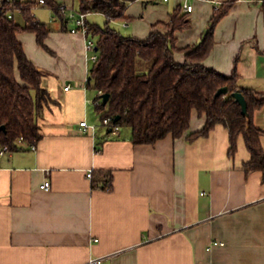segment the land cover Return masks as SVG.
I'll return each instance as SVG.
<instances>
[{"label": "crops", "instance_id": "1", "mask_svg": "<svg viewBox=\"0 0 264 264\" xmlns=\"http://www.w3.org/2000/svg\"><path fill=\"white\" fill-rule=\"evenodd\" d=\"M55 1L78 8L74 0ZM223 1L189 0L191 24L176 31L178 48L201 41ZM263 3L237 0L217 23L204 60L224 74L237 69L241 86L262 93ZM183 4L131 0L129 19L112 25L147 38L153 30L165 31L156 24L169 23ZM49 13L48 21L35 13L51 29L46 47L35 32L18 34L53 101L39 115L43 137L37 149L23 144L0 156V264H84L94 256H103L102 264H264L263 172H246L244 139L235 157L223 125L188 141L206 122L196 110L184 136L153 144H134L130 129L101 130L93 103L97 90L88 87V35L71 32L72 21L65 25ZM88 20L103 25L107 19L92 13ZM176 59L184 62L185 52L177 51ZM83 120L95 128L83 131ZM254 122L264 130V107L255 111ZM98 168L113 171L112 189L93 187L87 173ZM46 180L48 189L42 187Z\"/></svg>", "mask_w": 264, "mask_h": 264}, {"label": "trees", "instance_id": "2", "mask_svg": "<svg viewBox=\"0 0 264 264\" xmlns=\"http://www.w3.org/2000/svg\"><path fill=\"white\" fill-rule=\"evenodd\" d=\"M74 1L80 11L101 13L107 19L103 25L88 20V36L96 41L94 52L98 54L88 87L110 94L107 103L96 105L100 120L111 117L120 129L128 127L134 144H153L168 135L184 136L196 110L206 117V122L187 135L188 141L206 137L223 125L229 130V155L236 156L242 137L250 153V159L244 163L246 172L262 171L264 179V130L254 122L255 111L264 107V93L241 86L242 76L237 69L228 75L204 64L215 44L217 23L237 0H224L216 8L201 41L185 48L176 45V31L191 24L183 5L171 12L169 23L156 24L165 31L153 30L147 38H138L112 25L113 21L129 19L126 8L131 0ZM46 2L53 7L63 4L55 0ZM35 4L33 0H0V147L8 145L11 152L42 139L39 115L53 101L43 86L40 70L18 37L21 31L35 32L38 43L46 47L51 29L33 14ZM16 12L24 17V25L17 22ZM56 15L65 25L71 21L58 11ZM180 50L185 52L184 62L176 59ZM223 87H228V91L218 95ZM235 91L244 93L246 113L232 95ZM96 151H102V145H96ZM113 177L111 169H93V187L110 190Z\"/></svg>", "mask_w": 264, "mask_h": 264}, {"label": "built area", "instance_id": "3", "mask_svg": "<svg viewBox=\"0 0 264 264\" xmlns=\"http://www.w3.org/2000/svg\"><path fill=\"white\" fill-rule=\"evenodd\" d=\"M36 4L33 7V14L35 15V10L39 7H46L49 10H51L54 15H56V11L60 12L62 15H64L66 18H68L69 20H71L73 22V27L71 28V32L73 33H77V32H83L86 35H88V30H89V21H88V16L91 14V12H82L80 11L78 8L74 7V6H69L66 4H61L58 5L56 7H53L51 5H49L46 0H33ZM264 2V0H259ZM184 10H186L187 12H191L193 10V4H191L189 2V0H184V4H183ZM217 7H219V4L217 5ZM96 45V41L92 38L88 36V42H87V46L88 49L91 52L90 55V59L95 62L98 59V54L94 52V47ZM70 85L66 86V89H69ZM103 91L97 90V97L94 99L93 103L95 105L100 104L103 101V97H102ZM101 123L103 126L110 128L112 133H118L120 130V126L118 124H116L113 121V118L111 117H105L104 119L101 120ZM80 125L82 127L83 131H87L91 128H95V125H90L87 120H83L80 122ZM31 149L36 150L37 149V144L36 143H32L30 145ZM6 152H10L9 146L5 145L3 147H0V156L5 154ZM92 172L93 169H89L88 170V177L92 178ZM51 186V181L50 180H46L44 182V184L42 185V187L44 188H50ZM217 243V242H216ZM104 257L103 256H94L91 257L87 262H85L84 264H102L104 261Z\"/></svg>", "mask_w": 264, "mask_h": 264}, {"label": "water", "instance_id": "4", "mask_svg": "<svg viewBox=\"0 0 264 264\" xmlns=\"http://www.w3.org/2000/svg\"><path fill=\"white\" fill-rule=\"evenodd\" d=\"M228 91V87H223V88H220L217 92L218 95L222 94V93H225ZM236 100L242 105V110L244 113L247 112L248 110V103H247V100H246V97L244 95V93L242 91H235L233 92L232 94ZM103 97V102L104 103H107L110 99V94L109 93H104L102 95ZM5 126H2V128H4Z\"/></svg>", "mask_w": 264, "mask_h": 264}, {"label": "rangeland", "instance_id": "5", "mask_svg": "<svg viewBox=\"0 0 264 264\" xmlns=\"http://www.w3.org/2000/svg\"><path fill=\"white\" fill-rule=\"evenodd\" d=\"M50 11H51V10H50ZM35 13H37L38 18H39V19H42V20H46V21H48V20H50V18H51L50 13H49V10H48V8H46V7H39V8H37V9L35 10ZM52 14H53V13H52ZM91 14H92V13H91ZM16 20H17L18 23H20V24H22V25L25 24V19H24V17L22 16L21 13H19V14L17 13V15H16ZM98 124H99V127H101V130H104L105 126L102 125L101 120L98 122ZM123 129H129V128H128V127H125V128H123Z\"/></svg>", "mask_w": 264, "mask_h": 264}]
</instances>
